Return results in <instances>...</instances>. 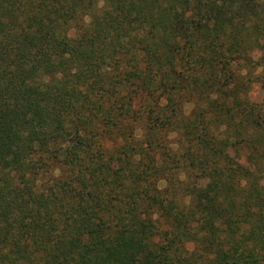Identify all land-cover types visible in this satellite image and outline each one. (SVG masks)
<instances>
[{"label":"trees","instance_id":"16d2710c","mask_svg":"<svg viewBox=\"0 0 264 264\" xmlns=\"http://www.w3.org/2000/svg\"><path fill=\"white\" fill-rule=\"evenodd\" d=\"M264 0H0V264H264Z\"/></svg>","mask_w":264,"mask_h":264},{"label":"rangeland","instance_id":"374dc122","mask_svg":"<svg viewBox=\"0 0 264 264\" xmlns=\"http://www.w3.org/2000/svg\"><path fill=\"white\" fill-rule=\"evenodd\" d=\"M250 95L253 99L261 100L264 98V88L261 87L259 83L251 82L249 84ZM264 188V181H263Z\"/></svg>","mask_w":264,"mask_h":264}]
</instances>
